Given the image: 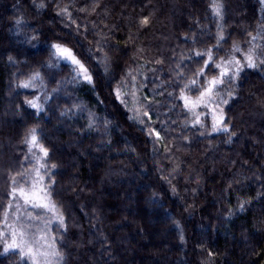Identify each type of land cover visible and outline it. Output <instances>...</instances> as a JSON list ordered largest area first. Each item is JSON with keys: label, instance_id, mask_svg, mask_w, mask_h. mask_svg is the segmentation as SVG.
<instances>
[{"label": "trees", "instance_id": "16d2710c", "mask_svg": "<svg viewBox=\"0 0 264 264\" xmlns=\"http://www.w3.org/2000/svg\"><path fill=\"white\" fill-rule=\"evenodd\" d=\"M231 56L238 74L196 120L185 98ZM261 61L264 0H0V201L35 130L65 216L63 264H264Z\"/></svg>", "mask_w": 264, "mask_h": 264}, {"label": "rangeland", "instance_id": "374dc122", "mask_svg": "<svg viewBox=\"0 0 264 264\" xmlns=\"http://www.w3.org/2000/svg\"><path fill=\"white\" fill-rule=\"evenodd\" d=\"M55 45H60L62 48L69 49L72 55L87 68L88 74L92 78L91 82L94 81L92 72L72 47L63 43H57ZM57 56L60 61L76 68V65L71 64L69 60L60 56L59 53H57ZM229 61H231V63H229ZM237 61L239 62L238 64L236 63ZM240 68L241 63L238 58L231 56L220 62V73L217 77H220L221 72L224 70H227L228 74L221 77L222 80L230 76L232 77L233 73L237 72V70L239 71ZM29 86L37 90V96L32 101L37 105L35 108H42L44 99L47 98L44 88L41 84L36 82ZM208 86L202 94L206 93ZM219 86L220 84L215 86L210 96L204 95L202 100L200 99L202 94L198 97H186L188 98V102L185 100L186 106L190 110V113L196 114V120H200L197 111L202 106L214 104V92ZM30 105L32 104L30 103ZM209 113L211 116L215 117L216 122H220L223 119V115L221 116L213 106H211V111H209ZM32 134L33 133L27 138V145L29 148L26 157L27 166L21 173L11 178L9 189L6 188L4 191L6 195V191L8 190L9 199H4L3 194V198L0 201V206L3 204L5 205L0 216V257L11 253H17L20 258L28 264H63L62 254L58 247V237L59 232L65 229V216L53 199L51 191V184H53V181L50 179L53 169L48 163V151L41 144L36 133H34L36 143H32ZM41 147L46 150L47 155L40 150ZM2 192L1 189V193ZM33 204H46L48 207H33ZM5 214H7L6 220ZM8 225L11 227H8ZM13 228L18 230V232L23 231L25 233L23 237L24 243L21 244V239L17 234L16 242L20 247L9 249L7 252H4L3 249L6 245L12 243L11 234ZM29 247H31L33 253L31 256L26 254Z\"/></svg>", "mask_w": 264, "mask_h": 264}, {"label": "snow or ice", "instance_id": "6c2138e0", "mask_svg": "<svg viewBox=\"0 0 264 264\" xmlns=\"http://www.w3.org/2000/svg\"><path fill=\"white\" fill-rule=\"evenodd\" d=\"M215 11H216V15L220 14V9H219L218 6L216 7ZM145 23H146V21H145ZM222 38L223 37H221V39ZM253 39H255V38H253ZM55 48H56L57 53L60 54V56H62L66 60H69L71 62V64L76 65V68H74L73 71H76L78 76H80L82 79L87 80L89 83H91V79L92 78L88 74L87 68L78 59H76L75 56L72 55V53H71V51L69 49L62 48L60 45H55ZM237 50H239V49H237ZM197 55H200V53H197ZM208 55H209V59L211 60V54L209 53ZM246 59H247V66L248 67L255 68L257 66L256 63L254 62L251 54ZM261 62L264 63V61H261ZM229 63H231V61H229ZM236 63L238 64L239 62L237 61ZM216 66L220 67V65H216ZM227 74H228L227 70H224V71L221 72L220 77H217L216 79L210 80L209 81V86H208V88L206 90V93L202 94L200 99L202 100L204 95H209L210 96V94L213 92V89L215 88V86H217L218 84L223 83V80H222L221 77H223L224 75H227ZM237 74H238V70H237V72L233 73V76H235ZM193 83H195V82L193 81ZM24 86L27 87L28 85L25 84ZM119 96H120V92L117 91V97H119ZM185 100H186V102H188V98H185ZM30 103L32 104L33 107L37 106L34 102H30ZM34 132H35V130H33V134H32V143L33 144L36 143V137H35ZM40 150L43 151L45 153V155H47V152H46L45 149H43L41 147ZM22 195H23V193H22ZM37 206L48 207V205H46V204L45 205L33 204V207H37ZM6 217H7V214H5V220H6ZM8 227H11V226L8 225ZM17 234L19 235V237L21 239V244L24 243L23 237H24L25 233L23 231H19L18 232V230L13 228L12 234H11L12 235V243L6 245V247L3 249L4 252H7L9 249H16V248L20 247V245H18L17 242H16ZM21 250H23V249H21ZM26 254H28L30 256L33 255L31 247H29L27 249V253Z\"/></svg>", "mask_w": 264, "mask_h": 264}]
</instances>
